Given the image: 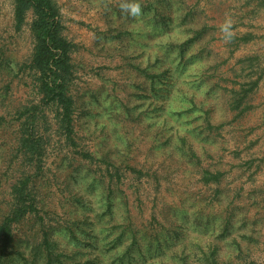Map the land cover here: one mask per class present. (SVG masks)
I'll use <instances>...</instances> for the list:
<instances>
[{
  "label": "rangeland",
  "instance_id": "obj_1",
  "mask_svg": "<svg viewBox=\"0 0 264 264\" xmlns=\"http://www.w3.org/2000/svg\"><path fill=\"white\" fill-rule=\"evenodd\" d=\"M53 1L76 145L42 101L34 12L0 0V224L23 180L35 206L0 264H264V0Z\"/></svg>",
  "mask_w": 264,
  "mask_h": 264
},
{
  "label": "trees",
  "instance_id": "obj_2",
  "mask_svg": "<svg viewBox=\"0 0 264 264\" xmlns=\"http://www.w3.org/2000/svg\"><path fill=\"white\" fill-rule=\"evenodd\" d=\"M31 10L35 15L34 25L37 35L32 67L39 72L42 101L57 108L56 117L60 131L71 144L76 145L74 137L76 105L69 92L70 77L73 74L72 43L62 34L61 14L53 0H15V19L19 27L25 22L27 13ZM24 132L26 134L22 139L21 146L27 153L37 157L39 169L44 151L42 141L27 128L24 129ZM208 174V180L216 177L212 172L208 171ZM27 183L28 180H23L19 185L14 186L13 192L17 206L0 224V237L4 240L3 247L5 249L13 241V223L24 217L29 208H35L33 201L27 203L31 199L30 194L26 193ZM211 264L217 263L212 261Z\"/></svg>",
  "mask_w": 264,
  "mask_h": 264
},
{
  "label": "clouds",
  "instance_id": "obj_3",
  "mask_svg": "<svg viewBox=\"0 0 264 264\" xmlns=\"http://www.w3.org/2000/svg\"><path fill=\"white\" fill-rule=\"evenodd\" d=\"M121 9L128 14L138 17L142 14V9L139 3L131 2V0H125V2L121 3ZM233 21L231 17H227L225 22L220 26V31L224 33L225 41H230L233 38V29H232Z\"/></svg>",
  "mask_w": 264,
  "mask_h": 264
}]
</instances>
